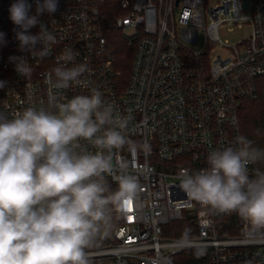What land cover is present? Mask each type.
<instances>
[{
    "label": "built area",
    "instance_id": "1",
    "mask_svg": "<svg viewBox=\"0 0 264 264\" xmlns=\"http://www.w3.org/2000/svg\"><path fill=\"white\" fill-rule=\"evenodd\" d=\"M15 0H0V115L11 119L31 105L47 103L46 74L66 49L87 62L86 78L131 115L129 139L150 149L116 154L137 177L139 191L126 215L114 217L108 236L87 251L91 264H264V241L242 235L236 214L204 217L179 187L181 170L207 167L211 150L231 146L241 135L239 110L260 87L264 94V2L255 0H57V11L38 17L56 38L50 54L21 49L10 19ZM36 15L43 0H27ZM238 32L229 42L221 32ZM39 31V25L29 30ZM134 46L126 80L116 67L114 39ZM17 58L32 67L16 72ZM79 87L62 90L72 95ZM86 143V142H85ZM89 151L96 150L90 145ZM249 165L250 175L254 169ZM112 189L117 187L107 177ZM190 219V236L168 233L172 221ZM211 221L210 223L208 221ZM203 254L197 256V251ZM186 252L178 260L177 254Z\"/></svg>",
    "mask_w": 264,
    "mask_h": 264
},
{
    "label": "clouds",
    "instance_id": "2",
    "mask_svg": "<svg viewBox=\"0 0 264 264\" xmlns=\"http://www.w3.org/2000/svg\"><path fill=\"white\" fill-rule=\"evenodd\" d=\"M30 8L27 0H15L10 19L21 49L39 43L42 49L32 54L42 59L57 38L38 17L53 15L58 2L43 0L36 15ZM16 72L27 79L32 67L17 58ZM89 72L88 63H77L66 49L46 74V105L28 106L11 119L0 115V264H91L87 250L109 235L114 217L125 216L137 196V177L114 159L121 150L147 153L150 146L129 139L131 115L104 98L86 78ZM5 85L0 80V88ZM74 86L85 91L67 98L62 90ZM256 164H264V149L237 135L231 146L208 153L207 167L181 170L177 179L204 217L236 214L246 240L264 241V171L249 172Z\"/></svg>",
    "mask_w": 264,
    "mask_h": 264
},
{
    "label": "trees",
    "instance_id": "3",
    "mask_svg": "<svg viewBox=\"0 0 264 264\" xmlns=\"http://www.w3.org/2000/svg\"><path fill=\"white\" fill-rule=\"evenodd\" d=\"M255 1L264 2V0ZM120 38V43L118 41L113 44L117 50L116 67L121 71L123 79L126 80L131 69L130 66L132 64L134 46L128 45L124 36L120 35ZM128 62L130 63L129 65ZM239 126L241 135L253 141V146L264 149V94L262 90H258L254 97L243 100L239 110ZM258 166L264 169V164H258ZM172 224L175 226V229L173 232H170L171 235H192L191 231L185 234V229H187L186 226L188 224H190L191 227L193 226L192 220L185 219L174 221Z\"/></svg>",
    "mask_w": 264,
    "mask_h": 264
},
{
    "label": "rangeland",
    "instance_id": "4",
    "mask_svg": "<svg viewBox=\"0 0 264 264\" xmlns=\"http://www.w3.org/2000/svg\"><path fill=\"white\" fill-rule=\"evenodd\" d=\"M221 36H222V38H227L228 40H229V42H232L237 36H238V32L235 30V31H233V32H221ZM119 41V43L121 42V38H119V39H114V41H113V44H114V42H118ZM131 60V59H130ZM130 63L128 62V65H129ZM130 68H131V66H130ZM263 88L262 87H260V91L262 90ZM174 221H172V223H173ZM169 224L168 225V228H170V229H172V230H174L175 229V226L173 225V224ZM189 227H190V224H188L187 226H186V228L187 229H189ZM169 235H171V233H168ZM183 255H186V252H183V253H180V254H177L176 256H175V259L176 260H178L180 257H182Z\"/></svg>",
    "mask_w": 264,
    "mask_h": 264
}]
</instances>
